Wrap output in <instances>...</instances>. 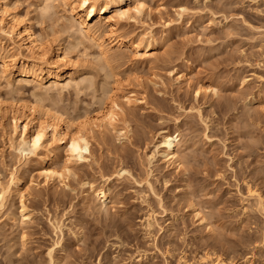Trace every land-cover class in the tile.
I'll return each instance as SVG.
<instances>
[{"label":"rangeland","instance_id":"374dc122","mask_svg":"<svg viewBox=\"0 0 264 264\" xmlns=\"http://www.w3.org/2000/svg\"><path fill=\"white\" fill-rule=\"evenodd\" d=\"M137 1L145 11L120 21L114 31L124 40L112 45L103 19L90 21L95 38L85 35L61 0L47 7L45 0H0L40 46L21 50L0 26V180L15 181L0 208V264H48L50 249L55 264H198L204 253L264 264V220L248 194L251 187L264 193V0ZM179 7L187 9L181 17ZM135 43L154 44L150 55L135 52ZM59 47L75 65L56 58ZM49 64L71 78L48 81ZM25 69L38 79L21 80ZM126 94L143 102L126 105ZM112 100L122 107L124 135L93 127L92 156L70 160L62 183L41 174L68 159L50 130L36 153L20 154L30 104L38 109L32 128L50 121L47 108L74 132ZM162 130L179 134L181 165L162 158ZM120 169L127 172L118 176ZM90 184L108 190L105 205ZM21 196L29 218L20 217Z\"/></svg>","mask_w":264,"mask_h":264},{"label":"bare ground","instance_id":"6f19581e","mask_svg":"<svg viewBox=\"0 0 264 264\" xmlns=\"http://www.w3.org/2000/svg\"><path fill=\"white\" fill-rule=\"evenodd\" d=\"M54 0H45L46 5L45 7L49 6ZM64 4L70 7V10L74 16L79 19V25L81 26V31L83 34L88 35L92 38H95L96 35V26L90 25V21L98 16L100 19H103L105 23L110 26L111 30L109 32V38L112 39V45L119 44L124 40L122 36L115 34L114 29L120 23V21H127L133 20L136 15H141L145 11V5L142 2L137 0H61ZM111 13L109 15H105L106 13ZM187 9L185 7H179L178 15L181 17ZM0 26L1 31L6 35L12 37V34L18 38L19 41V48L24 51H28L29 53H37L40 46L37 43V39L35 35L24 25L21 24L20 19L16 15L8 14L7 8L3 5H0ZM116 35V36H115ZM131 44V42H130ZM133 49L135 52L140 53L143 57H147L150 55L148 52L149 49L152 47L150 43L144 44H132ZM100 50V56L105 57L107 50L102 43L98 44ZM141 49H144L143 51ZM60 53L57 54L56 58L59 61H63L66 66L75 65V62L71 61L69 58L64 55L63 48L59 47ZM109 52V51H108ZM108 54V53H107ZM14 58V56H12ZM22 63L25 65L28 63L36 62V58H22ZM5 64H7L4 61ZM48 73L46 78L50 82H59L63 78H71L70 73L67 71L55 72L52 69L51 64L48 66ZM20 79H26L28 77H32L34 79H38L37 73L34 70H21L19 71ZM202 87L196 90V94L200 93ZM208 89V88H207ZM210 91H213L215 94V89L211 88ZM124 103L126 105L135 104L137 102H143V98L134 97V95H123ZM18 107V105H17ZM19 108V107H18ZM28 114L30 118L21 126L22 130L20 132V154L23 153L24 157L29 154H34L41 147L42 143H44L43 139L46 137V131H51V139L55 146H59L61 143L64 144L67 152H68V159L65 165L60 168L56 169L53 167H47L41 170V174L47 181H54L58 180L61 183L64 181V178H67L69 174H71L70 167L68 163L70 160H74L75 162L80 161H88L92 156V152L90 150V130L93 127L98 129L108 128L113 131H117V133L123 134L128 127L126 125V120L121 115L122 107L120 103L115 100H112L110 106L106 108L103 114L94 117H86L77 127H75V131L69 130L70 123L67 120H63L61 116H56L49 113L47 108L43 111V116L45 119L50 118V121L45 120L44 122H40L39 127L32 128L31 122L32 117L38 112V109L33 105L30 104L28 106ZM2 103L0 102V114H2ZM2 116V115H1ZM15 120V126L17 127ZM120 121L124 122L123 128L120 130H116V126ZM61 124V126H58ZM124 135V134H123ZM46 139V138H45ZM180 140L179 134L170 133L167 130H162L160 134V141L159 145L161 146V156L162 158L168 163H176L177 166L181 165V159L178 154V142ZM180 151V150H179ZM22 155V157H23ZM26 155V156H25ZM153 155H151L152 158ZM124 169H120L117 172V175H121L125 173ZM15 184L14 179L10 180L9 185H3L0 180V208L5 206L4 203L7 199V196L10 194L11 186ZM90 184V188H94L93 185ZM252 188V187H251ZM248 188V194L255 200V207L256 210L261 214L262 219L264 220V193L256 189ZM93 195L101 202V205H105L108 201V194L105 188L98 187L91 189ZM27 206L24 203L22 196L20 199V217L22 219L29 218V212L27 211ZM153 212L147 214L144 218L146 219L145 229L147 230L148 234L150 233V229L154 224L155 217L153 216ZM52 249L48 250L49 255V262L48 264H55L56 259L51 256ZM141 256V255H140ZM143 256V255H142ZM144 256H146L144 254ZM143 256V257H144ZM212 256V255H211ZM208 253H204L199 256L198 264H229L224 260L217 258H211ZM182 264H188V261L183 259Z\"/></svg>","mask_w":264,"mask_h":264}]
</instances>
